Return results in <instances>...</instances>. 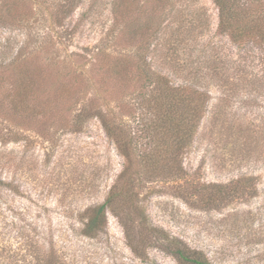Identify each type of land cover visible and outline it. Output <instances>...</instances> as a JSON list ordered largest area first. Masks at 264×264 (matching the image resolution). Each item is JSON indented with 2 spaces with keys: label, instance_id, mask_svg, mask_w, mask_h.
<instances>
[{
  "label": "rangeland",
  "instance_id": "1",
  "mask_svg": "<svg viewBox=\"0 0 264 264\" xmlns=\"http://www.w3.org/2000/svg\"><path fill=\"white\" fill-rule=\"evenodd\" d=\"M111 1L82 0L62 19L65 0H0V264H36L49 252L58 264H179L157 244V229L203 250L213 264H264V47H239L216 33L212 0H122L126 24L138 22L140 30L132 43L119 44L107 30ZM153 26L162 70L210 94L179 179L157 177L139 160L155 153L157 139L148 140L146 123L155 114L141 106L148 92L138 90L135 63L120 98L87 59L97 46L110 58L131 53ZM25 72L34 85L18 102ZM97 92L94 104L122 118L128 161L98 119L75 118ZM231 180L243 192L227 202L207 206L189 194ZM117 181L127 185L129 211L143 233L156 234L138 256L110 212L104 231L82 233L83 211Z\"/></svg>",
  "mask_w": 264,
  "mask_h": 264
},
{
  "label": "trees",
  "instance_id": "2",
  "mask_svg": "<svg viewBox=\"0 0 264 264\" xmlns=\"http://www.w3.org/2000/svg\"><path fill=\"white\" fill-rule=\"evenodd\" d=\"M81 1L65 0L61 6L63 9L61 18L65 19ZM212 2L218 12L216 33L226 36L239 47L249 42L264 47V0H212ZM124 4L122 0L111 1V24L107 29L110 39L119 44L123 43V38L132 43L129 40L136 39L138 30H140L138 22H131L129 27L126 24L127 13ZM158 33L157 26H153L147 40H144L131 53L124 51L121 56L115 55L110 58L109 54L107 55L97 46L92 54L87 56V59L89 65L101 73L102 81L106 79L112 82L111 93L119 95L120 98L124 95V92L120 90L125 89L123 83L126 75L131 78L129 73L133 71L131 66L133 62L135 63L133 64L135 67H132L137 72L135 77L140 83L138 90L141 92L145 89L148 92L147 97L144 96L140 101L141 106L146 108L149 113L155 114V119L146 123L148 140L157 139L155 153L142 156L139 160L146 171L154 172L157 169V177L160 175L169 178L178 176L179 179L182 170V154L197 136L200 122L207 113L210 94L193 81L177 80L176 72L162 70V67L157 63ZM82 57L83 55H81ZM68 67L72 71L76 70L73 67ZM65 69H68L66 65ZM33 78L34 75L29 72L20 76L19 89L16 93L19 97L18 102L24 101L25 97L22 98V96L26 94L27 88L34 85ZM64 84L63 88L68 91L70 86L67 82ZM75 92L76 94L78 92L77 96L81 98L80 89H76ZM100 97V93L97 92L95 97L88 98L82 104V108L75 118L80 122L91 117L98 119L105 134L115 144L120 155L128 161L132 155V144H129L123 130L122 118L112 108L102 109L101 102L94 104V101L99 102ZM82 101L83 99L81 103ZM126 170L128 168L125 165L119 180L122 175L126 174ZM126 189V184L114 182L108 188L102 202L88 206L83 211L82 233L92 238L104 231L107 224L106 213L110 212L117 217L130 250L138 256L141 248L150 242L153 235L156 234L143 233L142 229H145L143 222L136 218L132 211H129V197ZM242 192L239 180H231L225 185L212 183L204 185L202 188H192L189 194L199 197L204 205L215 206L218 202H227ZM133 227L137 230L136 234L132 232ZM156 242L179 264H213L203 250L191 248L161 229H157ZM53 258L49 252L41 257L37 256L35 261L36 264H58Z\"/></svg>",
  "mask_w": 264,
  "mask_h": 264
}]
</instances>
